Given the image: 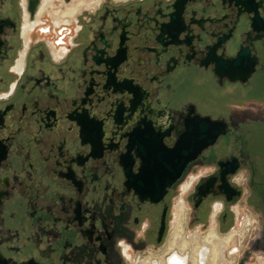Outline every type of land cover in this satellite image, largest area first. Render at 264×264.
Returning a JSON list of instances; mask_svg holds the SVG:
<instances>
[{
  "label": "flooded vegetation",
  "instance_id": "af4514ba",
  "mask_svg": "<svg viewBox=\"0 0 264 264\" xmlns=\"http://www.w3.org/2000/svg\"><path fill=\"white\" fill-rule=\"evenodd\" d=\"M75 1L0 0V264L140 263L244 168L264 252V0Z\"/></svg>",
  "mask_w": 264,
  "mask_h": 264
},
{
  "label": "rangeland",
  "instance_id": "374dc122",
  "mask_svg": "<svg viewBox=\"0 0 264 264\" xmlns=\"http://www.w3.org/2000/svg\"><path fill=\"white\" fill-rule=\"evenodd\" d=\"M87 1L88 3L90 2V0ZM257 85H258V90L256 94L261 96L262 99L264 100V81L258 82ZM260 128L261 129L259 130V138L261 140L260 143L263 144L262 147L264 148V119L260 124ZM237 180L239 183H242V187L244 190L243 195L232 205L230 221L219 231L215 226L217 233L220 236L221 235L226 236L231 231H237L233 239L229 243L230 246L228 245L229 247H227L225 250L226 260L224 263L225 264H264V252L253 251L249 253L245 258H243L246 255V251L249 248L250 244L253 242L254 238L258 235V230L262 224V219L259 212H257L247 200L249 191L246 185L247 170L245 168L240 171V173L237 176ZM190 190H191L190 188L187 190L181 189L179 197H183V198L186 197L190 192ZM215 205L216 202H213L212 207L214 208ZM187 212L188 211L186 209L182 216L184 218H182L183 220L181 221V226L183 230L182 236L186 241H188L189 246H187L184 249V251H181L177 246H174L172 249L169 247L170 246L169 241L171 242L172 234L176 227V221H175L173 226L170 228L168 235L166 236L165 242L163 246L160 248V250L157 252L151 251L149 253V256L151 257L149 258L150 260L155 261L158 264L160 260L164 258H168L171 255V252H177L178 254H182V253L186 254L188 256V264H193V261L191 259V255L193 253V247H194L193 236H196L197 239L201 241L207 235L209 228L212 226V223H209L206 227L202 229L198 227V224L194 226H186ZM247 219L251 220L249 222L250 224L248 223L249 225L245 224ZM145 259L146 258H143V260ZM131 264H140V263H137L136 259H133Z\"/></svg>",
  "mask_w": 264,
  "mask_h": 264
},
{
  "label": "bare ground",
  "instance_id": "6f19581e",
  "mask_svg": "<svg viewBox=\"0 0 264 264\" xmlns=\"http://www.w3.org/2000/svg\"><path fill=\"white\" fill-rule=\"evenodd\" d=\"M53 5V0H42V6L39 10V13L41 14L43 10L47 9L48 7H53ZM82 5L87 6V0H77L71 3V5L67 6L66 9L63 11V14H68V16H72L78 9L81 8ZM183 214V205L181 204V202H179L177 226L173 231L171 242L169 241V247L172 249L174 246H177L181 251H184V249L189 246L188 241H186L182 236L183 230L181 226V221L183 220L182 218H184L182 217ZM250 221L251 220L247 219L245 224H248ZM236 232L237 231H231L226 236H220L216 232L214 225H212L209 228L207 235L205 234L206 236L201 241H199L196 236H193L194 247L192 255L190 254L193 264H225V250L227 247L230 246L229 243L233 239ZM186 256L187 255L184 254V256L180 258L178 257V255H176L175 252H173L169 258H167L166 260L165 258L160 260L158 264H188V258H186ZM140 264L157 263H155V261L153 262L149 258H146L145 260L141 261Z\"/></svg>",
  "mask_w": 264,
  "mask_h": 264
},
{
  "label": "water",
  "instance_id": "95a60500",
  "mask_svg": "<svg viewBox=\"0 0 264 264\" xmlns=\"http://www.w3.org/2000/svg\"><path fill=\"white\" fill-rule=\"evenodd\" d=\"M245 0H240V13H242V14H245L246 16H248L249 17V19H250V21H251V27H253L254 26V21H255V19H256V17H257V13H256V11L254 10V8H251V7H248L246 4H245V2H244ZM29 2H30V7H32V6H34L35 4H38L39 3V0H29ZM1 31H2V26L0 25V33H1ZM1 45H2V42H1V40H0V55H1ZM247 56V50L246 49H244V50H240V52H238V55H237V57L234 59V60H232L230 63L231 64H236V63H238L239 61H240V63L241 62H243V60H244V58ZM250 63H252V61H250ZM248 73V72H247ZM247 74H245V76L243 77H241V79H245L247 76H246ZM217 134H214V137L216 136ZM180 169H182V167L180 168ZM180 169H178V170H180ZM170 182H166L165 183V185H168ZM221 188H224L225 189V192L226 193H228V192H230V193H233V194H237V195H239L240 194V192L239 191H236V190H234V188H232L228 183H227V181L224 179V178H222V184H221V186H220ZM227 198H228V200L230 199L229 198V196H227ZM170 257V256H169ZM168 257V258H169Z\"/></svg>",
  "mask_w": 264,
  "mask_h": 264
}]
</instances>
